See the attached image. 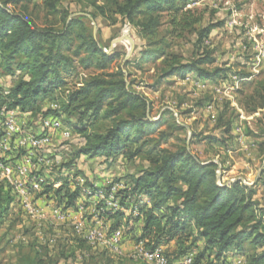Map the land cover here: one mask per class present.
<instances>
[{"label": "trees", "instance_id": "obj_1", "mask_svg": "<svg viewBox=\"0 0 264 264\" xmlns=\"http://www.w3.org/2000/svg\"><path fill=\"white\" fill-rule=\"evenodd\" d=\"M32 1L0 0V72L6 74L20 70L27 75L14 84L10 83L14 99L12 106L33 114L43 112V117L60 115L62 111L71 116L78 113L81 122L87 117L113 122L104 132L91 131L85 124L76 128L75 131L82 135L83 145L74 152L70 161L60 166L59 175L72 168L83 155L113 160L125 156L131 161L143 156L148 162L134 174L132 182L129 181L132 187L125 186L117 192L123 209L102 214L109 233L121 229L125 240L143 241L148 248L176 243L171 252L165 249L173 262L196 249L194 264H203L205 260L207 264H233L228 262V256L234 253L236 258L243 260L241 264H264V205L256 197L259 183L222 182L219 170L223 173L228 169L227 157H220L218 163L213 157L200 160L191 153L187 142L175 149L162 148V143L174 132L187 129L179 122L169 124L168 132L160 130L157 138L147 137L167 124L164 115L170 112H162L158 120L149 117L153 102L145 94L133 90L134 82L127 81L121 67L111 71L120 53L105 52L80 17L68 19L65 14L61 29L42 27L29 13L28 3ZM98 1L89 0L88 6L94 10H88V13L94 20L102 15L107 18L118 14L133 22L149 39L145 55L153 60L163 59L155 82L150 84L153 89L170 77L185 78L190 73L201 81L215 83L228 80L232 75L244 78L252 74L246 70L232 72L235 65L214 66L217 63L215 50L205 46V42L222 22L205 23L204 11L187 7L190 0H103L102 5ZM61 3L62 0H45L44 6L50 14H60ZM164 18L167 19L164 21ZM164 25H167L166 30L159 32ZM187 35L193 36L194 48L188 57L172 50L176 40ZM75 58L86 68L92 67L104 73L92 75L75 91H69L60 109L44 111L43 100L64 84L62 72L75 68ZM239 91L242 94L239 105L247 115L261 112L264 109V72L249 83L248 90L240 88ZM234 110L226 102L215 118L213 133L193 132L192 138L197 142L218 145L220 150H228L234 139L233 129L239 123L244 127ZM257 128L258 133L246 124L243 129L247 136L263 137L264 128ZM57 180L60 187L54 188L55 180L46 186L44 192L49 195L54 191L60 202L66 200L65 208L78 209L79 199L83 196L82 187L77 186L70 191L68 182ZM112 185L104 187L107 193ZM88 186L95 189L94 185ZM64 190L65 195H62ZM15 203L11 186L0 183V228ZM134 206H138V216L133 215ZM139 221L142 222L140 233L135 230ZM10 227L3 233L0 230V257L11 244L7 240L2 245ZM201 243L199 250L197 246ZM90 246L84 238L64 237L58 246L51 249L49 241L35 236L31 241L20 240L12 245L15 256L6 264L69 263L76 261L78 253ZM104 253L110 259V254ZM0 264H3L1 260Z\"/></svg>", "mask_w": 264, "mask_h": 264}, {"label": "rangeland", "instance_id": "obj_2", "mask_svg": "<svg viewBox=\"0 0 264 264\" xmlns=\"http://www.w3.org/2000/svg\"><path fill=\"white\" fill-rule=\"evenodd\" d=\"M44 1L33 0L28 3L29 13L39 26H54L57 29H61L64 25L62 16L64 17L65 14H67L66 17L69 16L68 19L80 17L93 36L101 43L105 52L120 53V57L113 64L111 71L121 67L126 74L127 81L129 83L134 82L132 84L133 90L145 94L153 102L149 117L152 120H158L162 112H170L164 115V120H166L165 123L167 124L162 125L160 129L152 131L147 137L157 138L160 130H167L168 132L170 130L169 124L179 122L187 129L174 132L172 137L162 143V148L175 149L187 142L191 153L196 154L195 156L200 158V160H208L220 151L218 145H211L205 141L197 142V139L192 138L193 132L213 133L215 124L212 122L213 114H218L219 109L226 102H229L230 108H234V112L236 111L240 117L241 111L239 109L242 108L239 105V98H241L242 94L239 88L249 89V85L245 83V80H241L237 84L236 82L240 77L232 75L228 80L205 85L198 84L197 80L193 79L194 77L188 81L176 76L170 77L158 88L153 89L150 84L155 82L156 76L162 67L163 59L153 60V58L145 55L146 53L144 52L148 48L149 39L141 34L139 26L125 20L118 14L106 16L107 18L102 15L97 21L94 20L88 13V10H94L88 6L89 0H62L59 7L62 13L54 15L50 14L48 9L45 8ZM98 3L104 4L103 0H99ZM187 7L204 11L205 23L222 22V25L213 30L211 36L205 42V46L215 50L217 63L214 66L221 64H226V66L235 65V69L232 72H235V70H246L254 73L264 72V0H190ZM166 19L164 18V21ZM166 26H162L159 32H164ZM192 40L193 36L189 35L184 39L176 40V45L174 44L172 50L180 51L187 57L191 56L194 51ZM75 59H77L75 68L69 72H62L65 79L64 84L52 94L47 95L43 100L42 108L44 111L48 108L60 109V104L66 99L69 91H75L85 79L92 75L104 73L92 67L86 68L79 63L78 58ZM130 59L131 61L127 62ZM3 73L0 72V78L11 84L16 83L22 77H27L25 72L20 70L12 73ZM254 79L256 80L257 78L255 77ZM209 105H212L213 108L210 109ZM213 109H216L217 113L212 112ZM42 113L33 114L32 112V125L34 127L40 125L43 119ZM59 116L71 127L72 135L67 141L59 142L58 146L54 148L57 158L52 166L53 173L49 176L51 182L55 180L59 182L57 179L60 178L63 182H68L70 191H74L82 180L86 182L85 184L101 187L117 184L121 181L122 183L119 184H122L123 188L125 186L132 187L130 182H132L134 174H137L139 169L148 165L143 156L131 161L126 159L125 156H118L113 160L105 157L91 158L83 155L75 161L72 168L70 167V170L72 169L71 175H59L60 166L70 161L74 156V152L83 145L82 135L75 131L76 128L85 124L91 131L104 132L113 123L112 120H95L93 117H87L84 122H81L79 121L78 113L71 116L61 111ZM29 118L27 117L26 119ZM242 120L240 118V121ZM254 121L256 128L263 126L264 113L256 117ZM260 161L264 165V158ZM62 195H65V190ZM38 196L40 197L38 203L43 205V207H48L47 200H51L54 205L60 208L65 205L66 200L60 202L59 196L54 191L49 195L44 192V194ZM259 196L264 202V188ZM83 197L79 199V203L84 205V211L81 214L77 212L76 208H72L71 212L74 216L71 218V222L66 223L52 220V218L30 217L17 203L13 204L9 217L0 228L1 233H3L8 226H11L7 238L2 243V245H5L7 240L11 241L7 252L0 257L2 263L6 264L13 261L15 255L12 245H16L20 240L31 241L35 236H39L49 242L52 239V244L58 246L59 240L64 237L70 239L78 237L74 229L75 217L84 216L88 220V226L98 224L93 219V211L97 202H94L93 199L86 201V198ZM127 213L131 214L130 211ZM99 223H103V221ZM141 224V221L136 223V232L140 230ZM130 242L131 240L128 243L130 244ZM131 248L127 246L126 249L125 246V251L128 253ZM197 248L201 250L202 245H198ZM168 251L171 252V250ZM230 255L235 257V253ZM109 256L111 260L102 249L90 246V248H85L83 252L80 251L78 253L76 261L69 263L62 261L61 264H146L134 261L128 255L123 258L113 254ZM228 262H230L229 258ZM203 264H207V260Z\"/></svg>", "mask_w": 264, "mask_h": 264}, {"label": "built area", "instance_id": "obj_3", "mask_svg": "<svg viewBox=\"0 0 264 264\" xmlns=\"http://www.w3.org/2000/svg\"><path fill=\"white\" fill-rule=\"evenodd\" d=\"M248 78V77H247ZM246 78L240 77L237 84ZM238 87V86H236ZM240 89V88H239ZM12 85L3 78H0V183L11 186L12 193L16 197V203L26 214L33 218H42L58 221L71 222L74 214L71 208L58 207L51 200H47V206L38 203L39 196L44 194L46 186L51 184L49 176L53 170L56 160L54 148L59 142L67 141L71 135V127L65 120L55 114L44 116L40 125H32V112L23 111L13 107L14 99ZM212 108V105H209ZM238 108V107H237ZM239 109V108H238ZM241 111V109H239ZM177 115V113H175ZM29 116H31L29 118ZM29 119H26V118ZM240 118L244 119L241 111ZM237 132L242 134V124L237 127ZM218 163V161H217ZM219 170V176L222 177ZM61 175H71V170H65ZM237 180V179H236ZM222 182H233L235 180ZM244 184L245 181L242 180ZM82 180L79 186L82 187L83 196L97 202L93 211V219L98 223L88 226V220L84 216L75 217L74 229L78 237L87 240L93 248L102 249L108 254L119 258L128 255L134 261L146 264H174L166 254L164 246L148 248L143 241L134 243L131 250L125 251V239L121 229L109 233L102 214L105 211L123 209L117 192L123 188L122 184H113L109 193L104 186L94 185L95 189L85 184ZM60 182H54V187H59ZM83 197V198H84ZM84 211V205L78 203L77 212ZM133 215H139L138 206H134ZM103 221V223H99ZM198 251L189 252L176 264H194ZM243 260L237 258L233 264H241Z\"/></svg>", "mask_w": 264, "mask_h": 264}, {"label": "crops", "instance_id": "obj_4", "mask_svg": "<svg viewBox=\"0 0 264 264\" xmlns=\"http://www.w3.org/2000/svg\"><path fill=\"white\" fill-rule=\"evenodd\" d=\"M261 72L254 73L245 79V83L249 85L250 82H253L255 77L257 78ZM176 77V76H174ZM194 77V78H193ZM181 78V77H180ZM196 79L198 84H211L214 83L213 81H201L197 78V76L194 73L188 74L184 80L190 81L191 79ZM209 107V106H208ZM213 108V107H212ZM210 108V109H212ZM240 111V110H239ZM241 111L244 113V119L242 122L246 125H248L251 129L255 131V133H258V129L256 128V123L254 119L261 114L264 113V109L261 112H257L254 115H247L242 109ZM212 112L217 113L216 109H213ZM241 113V112H240ZM217 114H213L212 122H215ZM240 124V123H239ZM233 129L232 135L234 136V139L232 141V144L228 147V150H220L217 154L213 157V160L216 162H219V158L227 157V168L225 171H223V180L224 181H230V180H243L246 182L247 185H252L255 182L259 183V190L258 194L256 195L257 198H259L263 205L264 202L261 199V190L264 188V185L262 184V179L264 178V165L261 163V159L264 158V152L261 151L262 143H264V136L263 137H253V136H247L244 133V127L242 126V134L237 132L238 125ZM264 128V125L261 126ZM218 134H220L218 132ZM264 145V144H263ZM260 165H262L260 167ZM50 208V207H47ZM138 233H140V230H138ZM129 240H131L130 244L128 243ZM134 245V242L132 239L125 241V246L127 249L129 247H132ZM202 245V243H201ZM49 246L51 249H53L55 246L52 244V239H50ZM164 248L167 250H174L176 248V243H170V244H164ZM229 261L231 263H234L236 261V257L228 256ZM178 262V259L174 260V264Z\"/></svg>", "mask_w": 264, "mask_h": 264}, {"label": "water", "instance_id": "obj_5", "mask_svg": "<svg viewBox=\"0 0 264 264\" xmlns=\"http://www.w3.org/2000/svg\"><path fill=\"white\" fill-rule=\"evenodd\" d=\"M131 42H132V40H131Z\"/></svg>", "mask_w": 264, "mask_h": 264}]
</instances>
